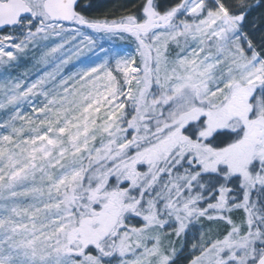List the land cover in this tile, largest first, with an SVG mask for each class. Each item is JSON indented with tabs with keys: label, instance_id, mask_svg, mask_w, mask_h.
<instances>
[{
	"label": "snow or ice",
	"instance_id": "1",
	"mask_svg": "<svg viewBox=\"0 0 264 264\" xmlns=\"http://www.w3.org/2000/svg\"><path fill=\"white\" fill-rule=\"evenodd\" d=\"M0 264H264V0H0Z\"/></svg>",
	"mask_w": 264,
	"mask_h": 264
},
{
	"label": "rangeland",
	"instance_id": "2",
	"mask_svg": "<svg viewBox=\"0 0 264 264\" xmlns=\"http://www.w3.org/2000/svg\"><path fill=\"white\" fill-rule=\"evenodd\" d=\"M105 5L110 6L112 3V0H104Z\"/></svg>",
	"mask_w": 264,
	"mask_h": 264
}]
</instances>
